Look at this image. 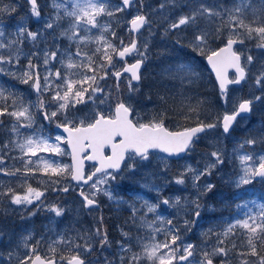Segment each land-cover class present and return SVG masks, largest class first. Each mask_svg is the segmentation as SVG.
Wrapping results in <instances>:
<instances>
[{"label": "rangeland", "instance_id": "rangeland-1", "mask_svg": "<svg viewBox=\"0 0 264 264\" xmlns=\"http://www.w3.org/2000/svg\"><path fill=\"white\" fill-rule=\"evenodd\" d=\"M37 1L41 12L39 18L31 14L30 6L24 0H0V6L7 4L16 7L14 13L0 15V21H2L5 29L4 43H8L9 40L20 41L13 44L9 49H0V54L12 55L13 57L11 63L0 65L4 68V72L0 73V87L5 89V95L8 97L6 100L0 101V106L7 105L8 112H11L21 107L20 101L22 100L23 105L29 107L32 115L30 125L28 120L22 118L18 121L8 113L0 115V156L4 157L3 162L0 163V168H4L6 172H15V175L0 172V209L7 212L6 214L12 215L9 219L0 220V240L3 241L0 243L6 245V250L0 252V264H19V260L29 253V249L23 246V237L29 234H31V239L28 243L35 245L36 241L39 240L38 252L44 257L50 256L49 245L58 240L60 236H63L66 241L71 240L73 243L71 247L75 250L65 257L76 254L75 245H81L79 252L86 264H121V257L124 258V264H127L128 257L133 253L143 256L142 247L144 244L154 242L153 235H155V241L163 242L165 239L170 240L172 234H178L180 239L177 240L176 247L180 251L177 254H183V247L187 244H193L195 252L194 257L190 259H193L194 264H198L203 258V253L205 251L211 253L212 249L217 246L218 240L223 239L222 235L217 234L222 233L229 223L243 220L247 216H256L257 222H259L261 205H264V179L255 180L253 178L250 184L238 187L237 181L243 172L237 157L246 153L253 154L254 158L264 155V142H261V139L264 138V100L255 102L251 114L241 118L228 135H224L220 127L209 130L200 135L191 149L177 160H171L157 152H150L149 159L138 161L135 170L125 169L120 172L115 181L109 180L108 184L101 185L125 201V203L117 204L116 201L109 200L102 192L97 193L96 196V200L102 205L112 206L114 207L113 210H125L126 227L124 232L129 234L124 236V232L121 231V238L116 241L112 232L104 228L106 223L103 220L105 225L103 223H99V225L102 232H107L109 243L101 247L100 238L95 236V230L98 228L97 212L100 209L84 208L76 196L79 187L73 184L70 175L56 177L51 173L42 171V161H48L53 165H70L69 152L64 140L59 142L60 147L64 150L63 155L39 151L36 156H31L17 147L29 137L36 140L43 138L50 144L58 143L56 136L64 137L53 126L66 123L65 114L58 112L56 117L45 118V113L50 114L57 110L59 102L54 101L52 97L55 94L56 85L62 84L63 81L58 80L53 75L50 77V90H42L36 96L33 92V82L22 83L21 77L25 71H28L29 58L32 59L33 64L40 66L41 78L47 75L48 71L54 74L57 69H60L63 75L65 69L61 60L67 59L68 52L75 53L79 42L78 37L76 40H69L60 34L63 30L69 29V25L74 20L73 17L65 15L64 9L61 8L59 15L62 19L56 20L57 9L52 6V0ZM120 1L107 0L108 10L113 11L114 15L101 16L99 23L110 26V30L104 35L114 45L120 47L121 39L124 44L130 40L128 23L135 15L143 12L151 21V24L146 25L138 35L140 51H144L143 45L145 43L148 44L147 59L144 62L142 72L143 85H133V88L137 90L130 92L127 83L128 78L124 77L119 89H117L112 72L117 71L120 64L114 56L115 67L108 69L107 77L98 79V86L103 91L96 93V97L92 101L86 99L85 103L70 107L67 111L68 120H74L77 124L80 119L91 122L97 112L108 115L114 111V106L120 99H125V103L133 108L134 123L137 120L140 123H147L154 117L160 118L162 114L166 127L181 129L189 124L186 121H180L183 115L181 112L185 110V113L188 111V113L200 114L198 109L200 101L203 103L205 100L209 101L211 109L203 110L202 115L206 117L209 113V123H212L217 117H222L225 112H231L241 100L251 99L253 96L264 97V87L255 84V76L264 70L261 68V65H264V49L256 47L259 42L256 39H245L243 44L236 47V50L241 54L242 64L246 66L248 76L241 85L228 89L227 104L219 99L216 106L215 100H210L207 97L210 88L204 74L203 59L207 55L208 49L215 50L229 36L228 28L223 27L224 17H213L211 23L201 19L200 28L209 30L212 34L203 55L199 50H194L191 47L196 29L182 28L179 32L170 31L167 34L164 31L169 22L164 19L165 16L169 17V20H174L200 3L215 7L217 10L231 9L239 3V0H174V3L172 0H142L136 2L129 10L117 12L115 9L121 5ZM245 2L251 5L244 14L246 22H251L254 19L252 9H256L257 14L264 17V0H245ZM56 3L66 4L68 10L71 11L73 0H56ZM161 3L166 4L163 10L159 9ZM48 22H54V28L47 29L45 25ZM19 27L37 32V39L33 41L26 34L18 38L15 34ZM216 27H223L219 39L215 37ZM240 31L243 34V30ZM112 32L116 33L115 37L111 35ZM100 34L98 28H93L91 32L81 30V36L93 37V40L87 44L79 42L81 51L92 55L98 46L95 37ZM52 51H57V59L51 60L47 66H44V53ZM33 53L39 55L34 56ZM247 55L254 57L251 65L246 64ZM17 56L19 57L18 63ZM133 56L140 58L136 54ZM93 59L99 64L100 54H96ZM74 60L79 63L81 58L74 57ZM180 64L190 66L195 75L186 78H181L184 76L183 73L173 75L176 66ZM11 73H15V75H11ZM151 74L157 75V81L151 85L153 89L150 92L153 96L148 94L149 90L143 89L146 84L145 80L150 79ZM102 75V72L98 73V77ZM231 77L234 78L233 75ZM72 78L79 79L80 77L73 76ZM41 83L43 84V79H41ZM160 87L164 94H157ZM9 93L12 95L9 96ZM61 94H63L62 91ZM85 95L87 96V93ZM157 95L160 97L158 98ZM13 97L17 100L15 108H13ZM41 99L44 101L43 108L39 107ZM101 100H104L105 103L101 104ZM162 100L164 103L167 102L168 107L161 104ZM14 126L17 129L15 132L12 131ZM250 138H255L258 142L255 145L245 144L243 149L238 147ZM216 150L222 152L224 163L212 170L211 175L202 177L198 182V187H193L191 175L185 178L186 183L184 185L174 182V178L187 165H191L194 169L203 170L209 160L208 153ZM26 166L31 167L34 171L26 172ZM92 168L89 167L88 171H91ZM16 169H20V171L16 172ZM99 178H101L100 174L94 179ZM55 180H59V183H54ZM90 184L83 187L86 194L93 191ZM206 184L214 185L215 190L212 194L221 200V202L218 201L221 206L209 200L207 194L210 191H204ZM28 185L44 193L40 201H34L30 205H14L11 203L10 194L4 195L2 192V188L6 192L9 186L15 193L24 194ZM65 187L68 188L66 192L62 190ZM227 187L229 188L223 189ZM239 189L242 191L235 193V195L241 196L239 199L224 197L225 194L231 195ZM177 196L182 198V204L187 202L186 206L179 211L177 208L163 203L165 199L174 202ZM198 196L201 207L199 209L200 216L196 217L194 215L195 206L190 202L196 200ZM144 201L159 205L156 212L148 213L147 208L142 207ZM246 202V207H238V205H244ZM52 205L63 208V215L56 216L54 212L50 211L49 208ZM132 205L139 209L135 217H133L131 210ZM69 212H72L76 218L83 221L87 220L88 223L80 226V224L69 220L67 216ZM31 213L34 215H30ZM158 216L163 217L164 222L158 220ZM141 217H144V220ZM167 220H171L172 224H167ZM185 220L195 221V223L186 225ZM152 221H155L152 228L147 227V224ZM155 229L161 231L154 233ZM86 241L92 244L91 252L84 251L83 245ZM234 242L248 249L245 229L239 227L234 229V234L230 235L225 243L220 246L226 247L229 244L226 247L229 248ZM121 243L130 245L132 252L121 251ZM54 246L57 249L56 257L59 262V257L68 247V243H58ZM60 264H65V262H60ZM140 264H152V262L143 258Z\"/></svg>", "mask_w": 264, "mask_h": 264}, {"label": "snow or ice", "instance_id": "snow-or-ice-1", "mask_svg": "<svg viewBox=\"0 0 264 264\" xmlns=\"http://www.w3.org/2000/svg\"><path fill=\"white\" fill-rule=\"evenodd\" d=\"M174 3V0H172ZM30 5V12L33 16L39 18L41 12L37 4V0H28ZM136 3V0H121V5L115 9V11H124L127 8L132 7ZM52 6L57 9V14L55 19L60 20L62 17L59 15V9L63 8L65 15L73 17V22L69 25V29L63 30L60 34L66 36L69 40H76L79 38V42L87 44L89 41L93 40L91 36H81L80 31L91 32L93 28L100 29V35L95 37V42L98 46L95 48L92 55L87 52L81 51L79 47V42L77 44V50L75 53L68 52L67 59L61 60L65 72L62 75L60 69H57L53 74L48 71V74L41 78L39 73V65L33 64L32 59L29 58L28 61V71H25L23 77H21L22 83H29L32 81V86L37 93L50 90V77L53 75L58 79L63 81L62 84H57L55 89V94L52 99L59 102L56 111L45 113V118L51 119L57 116L58 112L65 114L66 123L59 125L62 127L64 132L67 133V137L56 136V144H50L46 139H33L32 137L27 138L24 143L18 144L25 154H30L31 156H36L39 151H49L60 155L64 154V150L60 147L59 142L64 140L71 148L72 165H53L48 161H42L43 167L42 171L45 173H51L53 176L62 177L65 175H70L72 180L83 182V184L88 185L93 189L90 194H86L83 190L80 192V196L83 199L84 207L91 208L97 206L96 196L97 193L102 192L109 200L116 201L117 204L125 203L122 199L116 197L112 191L107 188L101 187V185L108 184L109 180L115 181L120 172L125 169L131 171L137 168L138 161H146L149 159L150 150L159 149L164 153L169 155L179 156L181 153L188 152L195 140L199 138L201 133H206L209 130L221 127L225 135L230 133L234 123L237 121V117L241 114L251 113L253 104L257 101L264 100L262 96H253L251 99H245L241 101L233 110L225 112L222 117H217V119L212 123L199 122L194 127H185L182 130L171 131L165 126L164 117L161 114L160 118H153L147 123L133 122L132 113L133 108L131 105L124 103L122 100L117 102L110 114L105 115L104 113L97 112L95 117L91 122H86L84 119H80L77 124L74 120L67 119V111L70 107H75L77 104L85 103V100L92 101L96 97V93L102 92L103 89L98 86V79H104L108 76V69L114 68L113 57H118L120 60H124L125 57L136 54L140 57L135 63L127 65L122 69V71H114L112 75L119 80L123 73H130L131 76L128 79L129 91H135L137 89L133 88V81H140V69L147 59L148 44L143 45L144 51H140L138 47V41L133 38L129 44L125 45L123 40L120 41V47L114 45L105 35V32L110 30V26L107 24H100L99 18L103 15L113 16L114 12L109 11V5L107 0H73L71 5V11L68 10L66 4H57L56 0H52ZM166 7L165 3L159 5V9L163 10ZM251 7L250 3H246L245 0H239V3L233 6L231 9H221L217 10L215 7L206 6L200 3L198 6H194L187 13H183L174 20H169V17L165 16V20L169 21L167 27L164 29L167 34L170 31L179 32L182 28L191 27L196 29V34L192 42L191 47L194 50H199L203 55L208 46V41L211 38V33L209 30L200 28L201 19L211 23L213 17H224L223 27H227L229 30V36L227 37L226 43L223 47L216 50H207V61L211 65L213 71L215 72L216 79L219 82L220 97L223 103L228 102V85L239 84L244 81L248 76V71L246 66L241 63V54L234 50V45L243 44L245 39H256L259 42L256 47L264 49V17L257 14L256 9H252L254 19L251 22H246L244 19L245 12ZM16 11L15 6L3 5L0 6V15L4 13H14ZM226 14V15H225ZM129 31L131 33H138L146 25H150L151 21L145 14H137L130 21ZM54 22L46 23L45 27L47 29L54 28ZM223 27H216L215 37L220 38V34L223 31ZM240 30H243V34ZM30 37L33 41L37 39L38 33L28 30L25 27H19L16 31V36L22 37L24 35ZM113 37L116 36L115 32H112ZM5 29L0 21V49H9L13 44L20 42L19 40H9L8 43H4ZM179 42V41H177ZM19 52V49H17ZM96 54H100V63L97 64L93 57ZM34 56L39 55L38 53H33ZM74 57H80L81 61L79 63L75 62ZM12 55L5 56L0 54V65L4 63L12 62ZM57 59V51L45 52L43 65L47 66L51 60ZM254 57L252 55L246 56V64L251 65L253 63ZM19 62V57L17 56V63ZM126 63V61H125ZM264 69V65H261ZM229 69L235 70V78L230 79L228 72ZM4 72V68L0 67V73ZM102 72L103 75L98 77V73ZM89 73H91L89 75ZM183 73L184 76L181 78H186L195 75L191 67L188 65L180 64L176 66L173 75ZM15 75V73H11ZM73 76H79V79H73ZM43 79V84L41 83ZM255 84L257 86L264 87V70H261L258 75L255 76ZM87 85V87H85ZM117 89H119V83H117ZM61 91L63 94H61ZM87 93V96L85 95ZM9 96L12 94L9 93ZM8 97L5 95V89L0 87V101L6 100ZM17 100L13 97V108H15ZM21 107L18 110H13L8 112L7 105L0 106V115L8 113L9 115L15 117L18 121L26 119L29 121V125L32 121V115L30 113L29 107L23 105V101H20ZM101 104L105 103L104 100L100 101ZM39 107H44V101L41 99L39 101ZM12 131H17L14 126ZM257 139L250 138L247 139L243 144L238 147L240 149L244 148V145H255ZM264 142V138L261 139ZM111 148V154L105 155V148ZM7 147V145H5ZM235 151V150H234ZM90 153V154H89ZM209 160L205 164L203 170L194 169L191 165L185 166L184 170L181 171L175 178L174 182L179 185H184L186 183V177L191 175L193 181V187H198V182L202 177L209 176L212 174V170L216 169L218 166L224 163V157L221 151L216 150L208 153ZM238 160L242 166L243 175H241L237 181V186L247 185L252 182L255 177H260L264 179V155H260L254 158L253 154H242L238 155ZM4 157L0 156V163L3 162ZM97 161L99 166L95 168L89 175H85L84 172V160ZM131 161V163H129ZM123 166V167H122ZM20 169H16L19 172ZM26 172H33L34 169L27 167ZM0 172H6L4 168H0ZM7 175H15V172H6ZM100 174L101 178L94 179ZM54 183H59V180H55ZM214 185L206 184L204 185V191H211ZM63 191H68L65 187ZM11 198V203L14 205H30L34 201H40L41 197L44 195L43 192L34 189L31 185H28L24 194L15 193L13 189L9 188L7 193L4 195H9ZM182 198L180 196L175 197L174 202H170L168 199L163 200L165 205L170 207H175L179 211L181 208L186 206L181 203ZM195 206L194 215L196 217L200 216V203L199 196L196 200L190 202ZM247 202L244 205H238V207H246ZM142 207L147 208L148 213H155L156 209L159 207L157 204H150L144 201ZM50 211L54 212L56 216H61L64 213V209L56 205H52L49 208ZM133 217L136 216L139 209L134 205L131 206ZM30 215H34L31 213ZM146 216V214H145ZM144 220V217H141ZM158 220L164 222L163 217H157ZM103 218H100L102 223ZM155 221L147 224V227L152 228ZM167 224L171 225L172 221L167 220ZM186 225L195 223V221L185 220ZM237 227L243 228L247 232V245L248 252H238L237 255L240 257L254 256L257 257L256 264H264V255H260L257 250L256 241H260V244L264 246V205H261V211L259 213V222H257L256 216H247L243 220H236L234 223H229L223 230L222 233L217 235H222L223 239L218 240L217 246L212 249L209 253L205 251L203 253V258L198 262V264H213L212 257L222 256L225 259L221 261V264H227V257L229 255L230 249L223 245L225 240L232 234H234V229ZM160 229H155L154 233H158ZM124 236H128L127 232L123 233ZM95 236L99 237V243L101 247L107 245L108 235L107 232H102L100 228L95 230ZM31 239V234L23 237V246L29 249V253L24 256L23 259L19 260V264H60V262H66V264H86V261L81 257L79 249L81 245L76 244V254L69 257L61 255L59 257V262L56 257L55 244L58 243H68L71 244L72 241H66L63 236H60L58 240L53 241L49 245L50 256L45 258L42 257L38 252V247L40 241H36V244H29L28 241ZM180 237L178 234H172L171 239H165L163 242L155 241V235H153V243L144 244L142 247L143 256L137 253H133L128 257L127 264H140L143 258L151 261L152 264H194L193 258L195 252V246L193 244H187L183 247L182 253L178 255L180 251L176 247V242ZM121 251L132 252L130 245L121 243ZM85 252L92 251V244L87 241L83 245ZM232 248H235V244H232ZM11 259V256H9ZM121 264H124V258L121 257ZM240 264H252L248 259H242Z\"/></svg>", "mask_w": 264, "mask_h": 264}, {"label": "trees", "instance_id": "trees-1", "mask_svg": "<svg viewBox=\"0 0 264 264\" xmlns=\"http://www.w3.org/2000/svg\"><path fill=\"white\" fill-rule=\"evenodd\" d=\"M204 74L206 76V80H207L208 86L210 88L209 92L207 93V95H208L207 97L210 100H215V105L217 106L218 101H219V99H221V97H220V95H219V93L217 91V88H216V86L214 84V81H213V78H212L211 74L205 68H204ZM154 81H157V75H154V74L150 75V79H146L145 80L146 85H145L144 88L147 91L149 90L148 94L151 95V96H153V94L150 92L153 89V87L151 85H152V83L155 84ZM161 89L162 88L160 87L159 88V93H157V94H164V91L161 90ZM195 89L200 90L199 88H195ZM157 96H158V98L160 97L159 95H157ZM161 104L163 106L168 107L167 106V102L164 103L163 100L161 101ZM198 109L201 112L200 114H196L195 112L188 113V111H187V113H185V110L182 111L181 113L183 115L181 116L182 118L180 119V121L183 120V121H186V123H189V124H195V123H199L201 121L204 122V123H209V118H210L209 117V113L207 114L208 116H206V117L202 115V111L203 110L207 111L208 109L209 110L211 109V105L209 104V101L205 100L204 103L202 101H200L199 104H198ZM9 188H11V187L8 186L7 189H6V192H7V190ZM228 188L229 187L223 188V189H228ZM214 190H215V188H213L212 191H210L207 194V195H209V200L211 202H215L216 205H221V203H220L221 200L219 198L217 199L212 194ZM240 191L241 190H239V192ZM2 192L6 193L3 188H2ZM236 192L238 193V191H234L233 194L231 193V195L230 194H225L224 197L225 198L239 199V197H241V196L240 195H235ZM218 201H220V202H218ZM112 208H114V207L101 205L100 211L97 212L98 213V218L96 219V221L98 222V226L97 227L100 228L101 231H102V228L99 225V223H101L100 222V218L102 217L103 220H105V223H106V225H105V223L102 222L106 226L104 228L113 232V238H118L117 234L120 231L124 232L125 227H126V225H125L126 219L124 217L125 210L124 209H122V210H117V209L113 210ZM6 213L7 212H4L3 210L0 209V220L3 221L4 219H9L10 217H12V215H9V214H6ZM67 216H68L69 220H72V221L80 224V226H83L86 223H88L87 220L83 221V220H81L79 218H76V216H74L72 212H69ZM73 237L75 239V236H73ZM1 242H3V241H1ZM256 243H257L258 252L260 253V255H264V246H262L260 244V241H256ZM234 244H235V248H232V245L229 247L230 252H229V255L227 257V264H240L242 259H248L250 262H252V264H256L257 257L250 256V255L246 256V257H240L239 255H237L238 252H248V249L245 246H240L239 243H237V242H234ZM72 245H73V243L68 244V247L64 249L63 253L61 252L63 256L72 254L74 252V249L71 247ZM228 245L229 244H227V246ZM5 250H6V245H3L2 243H0V252L1 251H5ZM213 259H214V261H221L224 258H222V256H214Z\"/></svg>", "mask_w": 264, "mask_h": 264}, {"label": "water", "instance_id": "water-1", "mask_svg": "<svg viewBox=\"0 0 264 264\" xmlns=\"http://www.w3.org/2000/svg\"><path fill=\"white\" fill-rule=\"evenodd\" d=\"M27 1V3H28V0H26ZM28 5H29V3H28ZM30 6V5H29ZM129 27H130V24H129ZM138 33H133V38H135L136 39V35H137ZM137 40V39H136ZM226 43V42H225ZM225 44H223V45H221L220 47H223ZM238 45V44H237ZM237 45H234V50H235V47L237 46ZM220 47H218L217 49H219ZM126 58L127 57H125V59L124 60H122V61H125L126 60ZM117 59H119L118 57H117ZM120 60V59H119ZM133 63H135V61L133 62ZM133 63H125L124 64V67H126L127 65H130V64H133ZM205 63H206V66H207V69H208V71L212 74V76H213V78H214V80H215V83H216V85H217V87L219 88V82H218V80L216 79V75H215V72L213 71V69H212V67H211V65L208 63V61H207V56L205 57ZM123 67V68H124ZM142 67V66H141ZM122 68V69H123ZM122 69L121 70H119V71H122ZM231 73H234L235 74V70L234 69H229V72H228V75H229V78H230V74ZM124 73L122 72V75H123ZM126 74H128L129 76H131V74L130 73H126ZM122 75H121V77H122ZM121 77L119 78V80L121 79ZM231 79V78H230ZM119 80H117V78L115 77V81L116 82H118ZM140 81H133V83H135V84H137V83H139ZM243 81H241L239 84H230V85H240L241 83H242ZM230 85H228V87L230 86ZM34 91H35V93H37L36 92V90L34 89ZM220 91V90H219ZM243 101V100H242ZM250 113H244V114H241V116L240 117H244V116H248ZM240 117H237V120L240 118ZM236 123V122H235ZM235 123H234V125H235ZM234 125H233V127H234ZM194 126H196V125H194ZM194 126H191V127H194ZM233 127H232V129H233ZM54 128L56 129V130H58V131H60L61 133H63L66 137H67V133L66 132H64V130H63V128L62 127H59V125H56V126H54ZM222 129V128H221ZM231 129V130H232ZM230 130V131H231ZM178 131V130H177ZM223 132V131H222ZM67 148H68V150H69V153H70V162H71V165H72V163H73V161H72V156H71V148H70V146L67 144ZM106 149H109V154H105V155H110L111 154V148H110V146L109 147H106L105 148V150ZM150 151H159V152H161V153H163V154H165V155H167L168 157H170V158H173V159H175V158H179V157H181L184 153H181L179 156H175V155H169V154H167V153H164V152H162L161 150H159V149H152V150H150ZM90 154V153H89ZM87 163L88 164H92V165H95V168L96 167H98L99 166V164H98V162L97 161H90V160H87V159H85L84 160V172H85V175L87 176V175H89V174H91L93 171H95V168H94V170L91 172V173H89V174H87L86 173V165H87ZM70 178H71V176H70ZM255 179H262V178H260V177H255ZM72 180V179H71ZM72 182L75 184V185H82V186H86L85 184H83V182H77V181H75V180H72ZM90 183V182H89ZM82 190L80 189V190H78L77 191V195L79 196V198L83 201V199H82V197L80 196V192H81ZM84 203V202H83ZM99 207V203L97 202V206H93V207H91V208H98ZM43 257V256H42ZM213 264H219V263H216V262H213Z\"/></svg>", "mask_w": 264, "mask_h": 264}, {"label": "flooded vegetation", "instance_id": "flooded-vegetation-1", "mask_svg": "<svg viewBox=\"0 0 264 264\" xmlns=\"http://www.w3.org/2000/svg\"><path fill=\"white\" fill-rule=\"evenodd\" d=\"M142 1V0H141ZM135 59H137L136 57H129V61H134ZM120 65L122 66V64L120 63Z\"/></svg>", "mask_w": 264, "mask_h": 264}]
</instances>
